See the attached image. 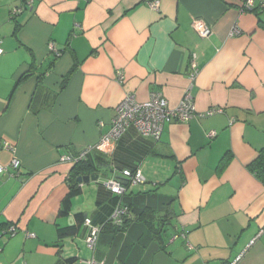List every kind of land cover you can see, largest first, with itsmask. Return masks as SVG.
I'll list each match as a JSON object with an SVG mask.
<instances>
[{
	"label": "crops",
	"instance_id": "obj_1",
	"mask_svg": "<svg viewBox=\"0 0 264 264\" xmlns=\"http://www.w3.org/2000/svg\"><path fill=\"white\" fill-rule=\"evenodd\" d=\"M26 1L0 0V165L8 169L0 174V264H229L241 253L237 264H264V186L247 168L264 148V7L158 0L154 11L151 0H32L12 19ZM196 19L209 37L194 31ZM39 80L56 97L33 113ZM186 92L198 112H223L170 122L158 142L130 127L108 155L92 149L87 176L98 178L58 217L73 166L61 158L108 135L126 95L144 102L158 93L175 107ZM126 169L145 182L122 196L125 229L101 233L93 251L83 225L59 240L56 225H76V215L93 225L108 219L114 201L104 183Z\"/></svg>",
	"mask_w": 264,
	"mask_h": 264
},
{
	"label": "built area",
	"instance_id": "obj_2",
	"mask_svg": "<svg viewBox=\"0 0 264 264\" xmlns=\"http://www.w3.org/2000/svg\"><path fill=\"white\" fill-rule=\"evenodd\" d=\"M257 3L259 4V6H263L264 0H243L242 6L244 9L251 10ZM31 4L32 0H27L23 6L13 8L11 10V18H16L25 9H31ZM147 4L151 10H158V0H151ZM192 28L200 37H209L211 35L210 28L202 20H194L192 22ZM234 34H237V32H233V35ZM48 50L56 57L60 55V52L53 44L48 45ZM2 53L3 50L0 41V55ZM191 65L192 69L194 70V62H192ZM118 81L119 83H122L124 81V76L120 73H118ZM222 112L223 109L220 107H214L204 112H198L189 92H186L184 94L179 104L175 107H170L167 100L158 93L151 94L148 100L144 102L138 101L133 94H129L126 95L123 100H121L115 107V116L111 120V127L108 135L104 136L101 141L94 146V148H86L74 157H63L61 158V161L68 162L73 165L81 159L85 158V156L92 149L108 155L110 152L109 146L115 144L130 127L135 128L140 136L147 138L153 142H158L160 140L164 126L170 122L186 123L195 117H211L217 114H221ZM214 136L215 132H210L208 134L209 138H213ZM9 167L13 171V176H16L19 173L20 164L17 160H13ZM7 171L8 169L6 166L0 165V174ZM121 176L128 182V186L126 188L122 187V185H120V183L115 179H109L104 183L105 187L112 194L117 196H121L126 190L136 187L145 182V179L139 170H135L134 172L128 169L122 170ZM127 213L128 209L120 202H118L111 215V220L115 224H120L122 223L123 218L127 216ZM84 226L88 228V234L85 238L86 247L89 250L93 251L101 228L98 226H92L89 219H85ZM16 232V227L14 225H10L7 228L5 234L13 236ZM27 236L34 237L32 234H28ZM258 236L259 234L256 238H258ZM178 237L184 238V234H181L180 236H173L171 241H174ZM253 243L254 240L249 243V246H251ZM243 254L244 253L238 255L229 264H237L241 260ZM86 264L97 263L93 259H91L87 261Z\"/></svg>",
	"mask_w": 264,
	"mask_h": 264
},
{
	"label": "trees",
	"instance_id": "obj_3",
	"mask_svg": "<svg viewBox=\"0 0 264 264\" xmlns=\"http://www.w3.org/2000/svg\"><path fill=\"white\" fill-rule=\"evenodd\" d=\"M263 7H264V5L259 6V9L263 8ZM16 28H18V26ZM34 95L35 96H34V99L32 101V104H31V111L33 113H37L39 110L44 109V108L50 109V106L53 104L54 98L56 97L55 93H52V92L46 90L42 86L41 80L38 81L37 89H36ZM36 95L40 96L42 98L41 105L39 104L37 106L36 101L34 103V100H36ZM87 156L88 155H86L85 158H83L80 161L73 164V166H72V168L68 174V177L66 180L68 192L61 202V208L59 210V215H58V217H60V218H65V217L69 216V214L71 212L73 199L77 198L81 194V185L78 183L77 179H78V177L86 176L87 174H89V171H88L89 167L86 164ZM228 162H229V157L225 155L220 160L218 171L222 172L224 170V168L226 167ZM247 168H248V171L255 177V179H257L264 186V148L259 150L256 159L252 163H250ZM121 172L122 171H120V173H119V177L117 176L113 179L118 181L120 183V185H122V187L126 188L128 186V182L126 179L122 178ZM132 172H134V171H132ZM123 194L121 196H117V195L112 194L113 195V201H114L113 210H112L111 214L109 215L108 219L104 223H102L101 225H93L90 221L92 226H98L101 228L100 232L98 234V237L101 233H103L104 231L109 230V229L113 230L114 232L115 231H123L125 229L126 224L128 223L129 218H130V207H129V205L125 204L122 201ZM118 202H120L123 206H125L128 209V213H127V216H125L123 218L122 223L115 224L111 220V215H112V213H113ZM76 220H77L76 225L65 226V227H60L59 225H56V233H57V237L59 240L65 238V237L74 236L77 233L79 227L81 225L84 226L85 219H82L81 215H76ZM84 227H86V226H84Z\"/></svg>",
	"mask_w": 264,
	"mask_h": 264
},
{
	"label": "water",
	"instance_id": "obj_4",
	"mask_svg": "<svg viewBox=\"0 0 264 264\" xmlns=\"http://www.w3.org/2000/svg\"><path fill=\"white\" fill-rule=\"evenodd\" d=\"M98 178V176H82V177H78L77 181L80 185H83V184H88L89 182H92V181H96ZM77 212H80V210H73L72 211V215H75ZM84 217H85V214H84ZM72 221V217H69L68 218V222L70 223Z\"/></svg>",
	"mask_w": 264,
	"mask_h": 264
}]
</instances>
